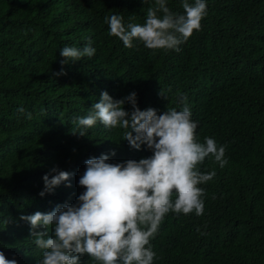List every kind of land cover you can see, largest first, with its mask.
<instances>
[{"label":"trees","instance_id":"1","mask_svg":"<svg viewBox=\"0 0 264 264\" xmlns=\"http://www.w3.org/2000/svg\"><path fill=\"white\" fill-rule=\"evenodd\" d=\"M182 2L167 6L182 14ZM206 3L201 29L176 52L136 40L126 48L108 35L106 16L143 24L154 0H0V251L8 259L37 264L41 250L19 217L74 204L84 191L78 180L85 161L109 148L112 163L116 156H125L119 162L151 156L146 146L130 148L120 128L97 122L84 137L71 133L73 121L106 91L114 100L135 92L137 107L157 114L179 110L178 94H186L198 142L211 137L226 146L220 206L210 212L205 197L201 216L166 215L164 230L151 240L153 264H264V0ZM89 40L92 58L52 75L62 68L60 49ZM218 165L209 156L198 168L207 173ZM53 168L71 173L70 180L41 197L42 177ZM204 185L207 192L210 182ZM80 261L94 264L87 256Z\"/></svg>","mask_w":264,"mask_h":264},{"label":"clouds","instance_id":"2","mask_svg":"<svg viewBox=\"0 0 264 264\" xmlns=\"http://www.w3.org/2000/svg\"><path fill=\"white\" fill-rule=\"evenodd\" d=\"M183 13H176L167 6V0H154L143 24L125 25L121 14L106 16L108 35L122 41L124 47L133 48L139 41L149 50L180 51V45L201 29L207 15L206 0L182 2ZM60 51L61 71L53 76L65 75L63 65L83 58H92L96 49L91 41L82 48L65 46ZM162 96V93L160 92ZM131 106L127 111L124 105ZM177 108L157 110L137 107V94L114 100L106 91L99 102L92 105L87 115L76 118L71 133L80 137L85 129L97 122L105 128H120L123 139L130 148L140 151L146 146L151 156L139 161L119 162L125 156L115 157L109 148L107 154L92 156L85 161V171L78 180L84 191L74 204L57 205L47 213L35 212L21 215L19 219L31 226L30 237L41 250L37 264H81L87 256L94 264H153L156 253L151 240L166 226L169 213L189 215L204 213L205 197L210 212L219 207L218 196L227 193L228 161L226 146L218 145L214 138L205 137L198 142V122L192 119L186 94H178ZM18 112L31 119L24 108ZM213 157L218 166H211L207 173L199 170L206 158ZM51 175V179L49 176ZM71 173L57 168L42 177L43 197L63 182L69 181ZM210 182L205 192V185ZM70 187V184H66ZM211 192V199L208 197ZM51 227V234L48 228ZM43 228L45 231H36ZM199 231V229H197ZM0 264H18L0 251Z\"/></svg>","mask_w":264,"mask_h":264}]
</instances>
